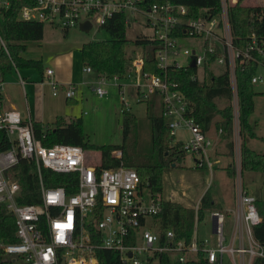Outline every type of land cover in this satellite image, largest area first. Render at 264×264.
Masks as SVG:
<instances>
[{"label":"built area","instance_id":"built-area-1","mask_svg":"<svg viewBox=\"0 0 264 264\" xmlns=\"http://www.w3.org/2000/svg\"><path fill=\"white\" fill-rule=\"evenodd\" d=\"M236 3L238 0H221L219 12L204 8L192 16L189 7L179 0H32L20 9L18 20L47 23L68 32L86 22L92 28L95 24L102 27L116 13L126 15L127 26H131V14L146 16V25L155 31L153 36L139 35L149 41L147 46L138 47L141 51L130 56L123 75H100L91 86L98 96L105 97L110 93L106 85L112 81L125 94L124 111L128 112L132 108L127 102L129 91L138 103L155 99L173 142L181 144L185 155L193 156L194 169L209 171L210 186L214 180L215 139L196 122L192 105L180 82L172 78L170 68H196L202 78L205 70L215 73V65L223 66L233 90L234 122L239 123L237 71L245 63H254L257 72L251 82L254 87L264 83L258 74L264 68V37L253 32L246 42L240 40L229 17V7ZM10 7V0H0V18ZM0 43V53L4 51L11 57L1 33ZM149 50L153 51L151 56L147 55ZM180 58L185 62H179ZM152 65L161 74L153 71ZM84 71L93 73L89 66ZM54 75L52 68L46 70L53 95L62 91L67 99H74L77 88L60 84ZM20 80L26 83L24 78ZM5 83V75L0 74V208L15 217L18 238L16 243L0 244L7 261L100 264L103 251L115 253L118 264H158L163 255L178 263L202 259L205 264H253L256 258H264V246L253 234L261 217L256 199L244 188L241 167L234 176L239 203L231 237L227 239L225 234L228 212L216 208L210 211L211 237L200 238L199 203L195 206L192 236L188 240L180 238L172 228L163 230L155 221L162 210L161 200L135 168H103L102 157L90 161L81 146H44L35 136L32 120L24 119L15 108H6ZM179 129L189 132L187 142L174 141ZM114 155L121 157L122 153ZM23 162L29 163L31 171L38 175L39 188L33 193L38 203L22 202L26 197L20 182ZM17 165L18 180L14 178ZM44 169L64 177L63 183L49 185ZM51 178L52 182L58 180L53 175Z\"/></svg>","mask_w":264,"mask_h":264},{"label":"trees","instance_id":"trees-1","mask_svg":"<svg viewBox=\"0 0 264 264\" xmlns=\"http://www.w3.org/2000/svg\"><path fill=\"white\" fill-rule=\"evenodd\" d=\"M32 0H10L11 7L5 13L4 18H0V33L8 42L11 57L4 51L0 53V74L6 75L12 72V67L37 68L41 74L44 68L39 60H27L20 56L25 51L27 42L41 41L44 36V24L39 22H23L18 20L20 9L31 4ZM189 7L192 16H196L204 9H210L215 13L221 10V0H179ZM229 17L232 28L246 42L248 36L255 32L264 37V6H248L242 4V0L229 7ZM126 15L116 13L109 18L102 26L109 34L107 41H90L81 45L80 51L82 61L85 66L92 68L98 76L103 75L113 77L116 74L123 75L129 66L130 56L127 48L129 46L146 47L149 41L138 36L135 40L127 37ZM154 44V42H151ZM153 51H147L151 56ZM147 60H150L149 58ZM151 68L157 74H161L159 69ZM171 76L181 84L185 96L190 101L193 108V116L206 133H210L213 126L220 133L221 139L226 142V148L230 152L227 157L234 155V110L233 90L230 84L229 73L216 75L211 70H205L202 78L198 76L196 68H182L175 70L170 68ZM257 72L254 63H245L237 71L238 82V104H239V125L241 143V170L242 172H261L264 174V154L258 153L247 145L248 138H258L254 126L251 123V116L255 110V91L251 79ZM144 102V101H142ZM219 102L222 103L219 106ZM149 103L148 120L150 123L152 149L150 152L132 155L125 145H94L86 140L82 119H73L68 122L65 118H58L53 124H41L33 122L34 132L44 146L50 147L55 144H70L81 146L84 149H94L102 153V167L113 168L121 165H132L137 167V172L143 181H147L153 195L161 200L162 210L156 216L155 221L160 224V228L167 230L172 228L178 237L189 239L192 236L195 224V207L186 208L182 204L163 199V173L164 169L170 165L181 163L186 156L180 143H174L169 135L163 117L159 114L156 100L147 101ZM218 117V118H217ZM218 119V120H217ZM137 121L136 115L128 111H123L124 140L130 134L132 127ZM264 141V138H260ZM121 151L122 156L116 157L114 153ZM129 167V166H128ZM22 176L20 182L23 187L25 199L23 203L40 202L37 195L33 194L38 190V175L31 171V165L23 162L21 165ZM198 170V169H196ZM204 170V169H201ZM230 177L235 176L233 163L226 167ZM49 185H60L63 183L58 174L44 169ZM51 175L58 178L52 182ZM15 179L18 180V165L15 169ZM218 207L209 190L202 196L198 210V220L201 221L206 212ZM256 207L261 217V222L254 227L255 239L264 246V194L256 199ZM15 217L4 208H0V244L16 243ZM118 256L111 251H103L100 255V264H118ZM0 264H12L4 258L0 249ZM158 264H205L202 259L192 260L186 263H178L173 257L163 255ZM253 264H264V258H256Z\"/></svg>","mask_w":264,"mask_h":264},{"label":"rangeland","instance_id":"rangeland-1","mask_svg":"<svg viewBox=\"0 0 264 264\" xmlns=\"http://www.w3.org/2000/svg\"><path fill=\"white\" fill-rule=\"evenodd\" d=\"M242 4L264 6V0H242ZM129 19L131 26L127 27V37L130 40H135L141 34L148 36L155 34L154 29L146 25V16L131 14ZM109 39V32L105 28L98 27L97 24L89 32L75 27L66 33L61 27L54 28L44 23L42 41L27 42L26 49L20 56L27 60H39L44 69L50 67L55 71V79L60 84L77 88L75 100L67 99L69 101L67 114L75 119H82L84 135L89 143L94 145H125L130 154L140 156V154L150 152L152 149L150 123L147 118L150 110L149 103H138L135 94L129 91L130 96H127V102L131 105V113L136 115L137 121L124 140L123 111L125 109L123 99L126 100L125 94L123 95L122 89L113 85L112 81H108L106 88L110 92L109 95L98 96L91 86L92 83L98 81V75L95 72L87 73L84 71L85 65L82 61L81 45L85 42H104ZM135 51L141 50L136 46H129L127 48L128 56L135 55ZM179 62L184 63L185 60L180 58ZM213 69L216 75H220L223 73L224 67L215 65ZM17 70L18 73L16 67L13 66L12 72H7L4 86V94L7 92L16 99H18L20 77L26 80V84L36 86L43 78L40 70L34 67H18ZM258 74L264 78V68H261ZM255 91L258 95L255 97V110L250 120L258 138H248L247 145L258 153L264 154V141L260 139L264 138V83L255 85ZM59 92L63 94L62 91ZM64 99H66L65 96ZM221 105L222 103L219 102V106ZM6 108L9 107L6 106ZM210 133L216 141L212 151L213 184L208 186L210 183L209 171L207 169H194L193 156L186 154L177 166L170 165L164 169L163 199L182 204L186 208H192L200 202L202 195L209 190L215 199H219L223 208L231 210L227 213L225 225V234L229 239L236 219L239 201L235 177L234 175L230 177L222 166L226 163H233L235 174L237 169L241 167L240 125L234 122L233 158L225 156L229 155L230 152L225 147L226 142L221 139L220 132L215 129V126L212 127ZM189 138L190 134L187 130L179 129L174 141L187 142ZM87 152L90 161L100 160L102 157L101 151L87 149ZM126 166L137 169L130 164ZM243 185L250 196L255 199L261 198L264 194V174L261 172H243ZM212 226L211 213L206 212L204 218L198 223L200 238H210ZM149 228L154 231L156 229L151 226Z\"/></svg>","mask_w":264,"mask_h":264},{"label":"crops","instance_id":"crops-1","mask_svg":"<svg viewBox=\"0 0 264 264\" xmlns=\"http://www.w3.org/2000/svg\"><path fill=\"white\" fill-rule=\"evenodd\" d=\"M54 28H57V27H54ZM47 69H44V73L42 75L43 78L41 82L37 84L38 86L34 84H26V83L22 84L21 82L18 83L20 84V86H18V88L20 87L19 93H18V99H16L14 96L7 94L6 92L5 93L6 106L9 107L8 109L15 108L16 110L21 112L24 119L26 120L31 119L32 122H39L44 125L53 124L60 117L65 118L66 122L75 119L71 115L67 114V110H68L67 107H68L69 101L67 100L66 97H65L66 99H64L65 95L59 93L57 96H54L49 84L47 83V81H45V79H48L46 76ZM228 165L230 164L229 163L224 164L222 166L223 169L226 170V167ZM213 199L218 204V207H217L218 209H222L226 212L231 211L228 208H223V205L219 201V199H215L214 197ZM199 203L200 202H198V204Z\"/></svg>","mask_w":264,"mask_h":264},{"label":"water","instance_id":"water-1","mask_svg":"<svg viewBox=\"0 0 264 264\" xmlns=\"http://www.w3.org/2000/svg\"><path fill=\"white\" fill-rule=\"evenodd\" d=\"M91 28H92V26H91V23L90 22H86V23H83V24H81V26H80V29L82 30V31H85V32H89L90 30H91ZM191 66H195V63L193 62L192 64H191ZM173 166H175V164H173Z\"/></svg>","mask_w":264,"mask_h":264}]
</instances>
